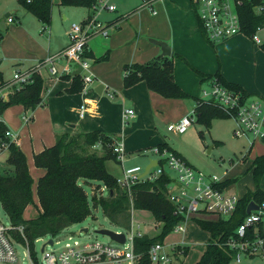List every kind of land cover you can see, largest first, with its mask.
Instances as JSON below:
<instances>
[{
	"label": "trees",
	"instance_id": "trees-1",
	"mask_svg": "<svg viewBox=\"0 0 264 264\" xmlns=\"http://www.w3.org/2000/svg\"><path fill=\"white\" fill-rule=\"evenodd\" d=\"M17 1L27 13L32 14L42 24L43 28L50 25L51 8L54 4L52 0ZM96 1L57 0V5L92 9ZM261 3H264V0H242L241 6L237 8L241 31L249 38L257 29L264 27V13L257 14L253 9L255 5ZM141 8L140 4L122 18ZM120 20L121 18L117 17L111 23ZM261 48L264 50V43L261 44ZM85 56L93 58L90 53L85 52ZM172 57H155L143 64L123 65V87L127 89L144 82L148 90L164 98L191 97L195 100V120L206 128L211 126L214 119H229L228 114L219 107L199 97H193L181 89L173 78ZM107 58L108 52L93 58V63L105 61ZM61 78L71 81L67 89L68 94H78L82 91V81L77 73ZM206 78H214L229 90L239 92L242 97L248 98V94L241 86L226 81L218 71L213 75H207ZM7 83L3 80L0 71V88ZM43 83L44 77L39 73H33L29 82L13 86L7 99L0 97V116L7 108L14 105H21L26 111H33L40 106ZM8 132L7 125L0 120V150H7L6 164L10 167L6 172L0 171V206L10 222L8 236L21 246L27 244L35 262H37L36 240L47 236L54 238L69 226L81 223L91 215L92 207H99L103 215L123 231L131 227V210L148 212L157 224H161L159 234L152 238L142 234L133 237L134 264H151L148 255L151 246L156 243L163 244L165 237L171 230L173 231V227L182 221V217L175 213V206L167 199V174L163 173L153 181H140L133 185L129 192L117 186L116 178L106 166L108 161L117 162V155L113 152L114 139L99 130L58 134L54 145L44 148L33 156L34 166L44 169V174L36 182L35 190L39 204L37 215L31 219H24V210L28 205L33 204V180L28 171L25 155L16 142L7 135ZM2 144L5 145L4 148ZM157 147L160 150L163 148L171 150L166 143L157 144ZM250 169L256 183L255 189L247 190L239 198L236 210L229 219H193L203 231L208 233L205 249L195 264H230L238 251L230 248L229 242L252 241L255 234L264 237L262 224L250 227L241 240L236 235L238 226L247 215V205L254 202L258 206H264V191L258 186L259 179L264 174V154L254 158ZM81 180L84 184L95 183L97 189L105 188L108 195L100 194L99 197L93 195L88 199L80 183ZM232 181L226 180L220 187H227ZM18 227H22V233L17 230ZM175 249L173 255L176 259L179 254L185 257L188 252L186 246L180 248L177 245Z\"/></svg>",
	"mask_w": 264,
	"mask_h": 264
},
{
	"label": "rangeland",
	"instance_id": "rangeland-1",
	"mask_svg": "<svg viewBox=\"0 0 264 264\" xmlns=\"http://www.w3.org/2000/svg\"><path fill=\"white\" fill-rule=\"evenodd\" d=\"M161 1L163 0H160L159 2ZM165 2H168L167 4H171L172 2H174L173 4L183 3L186 5L185 8L189 10L188 0H165ZM140 3L141 0H111V4L116 5L118 10L108 11L106 9L99 8L98 20L103 24H107L106 21H108L110 17L122 14L124 11H131L134 7L139 6ZM15 6L17 10L19 8L17 2L13 3V1H11V7ZM13 9L15 8H11L8 12ZM60 10L61 12L58 11L57 7L54 8L53 19H51L52 21L50 26H48L45 31H42L43 26L41 27L40 22L32 15H26L24 18L19 19V14H21L19 11L16 17H12L14 18V24L21 25L23 27L16 33V56L18 55L19 57H23V54L27 55L31 53L35 47L34 43H44L45 37L48 35L50 28L52 30L51 33L55 35V38L53 37L54 41L56 40V42L60 44L66 41V36L63 30L64 21H62V15L66 14L68 16V21H72L74 23H79V20L77 15L69 12L67 13L66 7L63 6ZM6 13L7 11L0 13V33L2 35L5 34L6 29L5 24L7 18L4 16ZM189 15L191 16V13H189ZM18 21H20V24ZM256 35L263 43L264 27L259 29L256 32ZM140 39L147 40L148 38L141 36ZM200 39L208 50L201 52L207 55V64L211 66V68L212 64L215 66L212 68L213 71L216 69L219 70L221 62L228 75L231 77H240L250 89L255 88L254 75L264 77V50L261 48V45H256L248 36L239 34L231 40L229 39L231 45L228 44L224 49H222L221 55L219 54V51L221 50L220 45H222V43H213V45H210L205 41V39H203V37L200 36ZM94 40L106 41L102 38H94ZM177 42L178 40L176 39L175 45H177ZM10 43H12L11 39L7 41V44ZM179 43L182 48L186 47L183 42ZM99 45H101V42H99ZM187 49L188 48L186 47V50ZM94 50L98 51L96 47H94ZM12 53L13 52L8 51V54ZM185 53L188 55L189 59H193V52L189 50ZM1 57L3 58L1 62L3 75L7 79H12L15 71L12 67L11 61L7 55H1ZM23 63L25 68L29 65V62L26 60H23ZM93 64L94 67L98 63ZM172 68L175 81H179V85H181L190 94L200 96L202 89L209 88L207 83L200 84L197 72L181 58H172ZM21 69L23 70L24 68ZM97 78L93 79L92 83L87 85L90 88L88 90V94L91 93L94 98L99 100V114L101 111L105 116L103 118L102 116L98 118V115H95L91 118L95 119V121H106L105 126L107 131L113 129L114 133L119 137L120 132L118 131L120 130V124L119 122L117 123L118 128L116 130V120L120 117L121 112L126 109H131L134 113V117L131 118L123 128V133L125 135L124 150L125 152L127 151L123 168L127 169L134 166H140L141 168L146 167L150 160L156 158V155L150 151V149L153 148V145L158 142H165L168 143L174 151L178 152L181 156H184L185 160L204 176L209 177L215 175L222 181L233 180L231 184L225 188V191L231 190L230 194H234L240 198L242 193L247 190L254 191L256 183L249 168L253 163V159L260 153L264 152V138L256 141L255 145L250 148L248 140L235 137L233 135L232 130L235 127V124L230 118L214 119L209 128L204 127L202 124H198L196 120H194L193 124L185 133L175 134L169 131L167 127L169 124L173 123L175 119L179 118L183 112H187L188 114L194 109L195 101L193 98H164L158 95L159 97L150 99L146 95V92H149L150 90H148L147 87H145L146 85L143 84L145 91L136 90L134 93L127 96L123 102H121L120 98H117L116 96L111 98L109 96V93H115L114 90L110 88V84L114 85V83H116L112 80H109V82L104 84L105 89L102 95L98 96L95 93L94 88L96 85L102 84V82H100ZM106 88L109 89L108 93ZM88 94L86 97H88ZM73 113L75 114L73 120L74 122H77L78 119L74 109ZM87 119L88 118L85 120H79L78 125L81 126L87 121ZM199 131H202V133L200 134ZM5 158H7V150L1 149L0 161L2 160L6 163ZM106 166L111 174L116 176L120 175L121 168L116 166L113 161H108ZM80 183L82 184L88 199H90L93 195L99 197L102 193L103 196L108 195L105 188L101 187L97 189L95 187V183L84 184L82 180ZM258 186L264 190V174L259 179ZM130 215L132 231L134 233L137 232L139 235H147L149 238L159 234L161 224H157L148 212L144 213L143 211L131 210ZM0 224L6 228H9L10 226V222L1 206ZM176 225H182L185 228L184 237L182 238L181 234H175L171 230V232L165 237L163 243L168 245L169 248L174 245V251L176 250L175 246L177 248V245L180 246V248L187 246L188 252L185 257L179 254L178 259H176L174 256L175 259L173 264H195L205 249V245L208 240V233L203 231L192 219L180 221ZM83 228H88V233L78 234V232H80ZM100 229H107L114 232L122 231L120 228L114 226L108 218L103 215L99 207H92L90 216L86 217L81 223L69 226L53 238V241L58 242V244H55L52 247L46 246L45 243L51 239V237H44L35 243V252L37 256L40 257L41 249L44 245L46 246V250L53 249L58 251L61 247H63L65 242H73L74 240L97 241L103 244L111 245L115 244V242L111 241L107 236L95 234L93 232L94 230ZM69 237L71 239H68ZM13 242L17 254V261L14 263L0 262V264H29L25 255V248L19 244L17 245L15 241ZM182 257L183 260L181 263ZM239 258V262H237L236 258H234L230 264H264V252L250 255L241 252L239 253Z\"/></svg>",
	"mask_w": 264,
	"mask_h": 264
},
{
	"label": "built area",
	"instance_id": "built-area-1",
	"mask_svg": "<svg viewBox=\"0 0 264 264\" xmlns=\"http://www.w3.org/2000/svg\"><path fill=\"white\" fill-rule=\"evenodd\" d=\"M30 0H27L29 2ZM159 0H141V7L154 13L153 5ZM195 6L197 17L207 40L217 43L227 40L242 33L237 8L241 6L242 0H191ZM115 11L116 7L109 3V0H97L92 7L93 14L80 23H73L67 32L68 45L57 54L47 56L38 61L32 68L25 71H15L11 82L0 88V97L7 99L13 86L25 84L30 81L33 73L61 78L72 76L77 73L82 81L83 88L92 83L90 59L85 56L86 47L90 39L101 36L108 37L109 30L115 23L103 24L98 20V9ZM257 14L264 13V3L254 6ZM8 21H11L9 18ZM259 29H257L258 31ZM256 31V32H257ZM256 32L251 39L255 44H261ZM113 98V94L109 93ZM201 99L212 103L222 109L229 118L233 120L235 127L232 132L235 137L248 140L249 147H253L256 141L264 137L262 117L264 115V104L258 99L244 98L239 92L229 90L217 80H213L208 89H203ZM85 113L84 106H80L79 115ZM134 113L126 109L122 113V122L126 124ZM196 119L195 110L183 115L177 122L168 125V130L175 134H183ZM28 121V118L24 119ZM11 140L10 132L7 133ZM14 141V140H13ZM3 148L4 144L1 145ZM150 151L156 155L153 159L156 162L144 176L145 168L134 166L123 168L126 153L121 140L113 143V152L117 155V163L121 173L116 178V184L120 189L129 192L130 188L140 181H153L163 173L167 174L166 184L167 199L175 206V213L182 217V221L197 218H223L229 219L236 210L239 198L225 191L220 187L223 181L217 176L206 177L192 168L183 158L166 148L159 149L154 146ZM150 163V161H149ZM166 167V168H165ZM106 190V189H105ZM206 218V219H207ZM256 224L264 226V206H258L256 211L246 215L236 230L237 237L244 238L250 227ZM8 228L0 224V262L14 263L17 261V254L14 242L7 234ZM17 230L22 233V227ZM182 225H176L175 233H184ZM120 233V232H118ZM125 236L123 244H103L97 241L65 242L58 251L46 250V246H54L58 242L52 241V245H46L37 258V262L31 257L27 244L25 255L29 264H134L133 237L139 235L129 230L121 231ZM264 235V231H263ZM68 239H71L70 237ZM37 241V240H36ZM264 237L255 234L252 241H231L230 248L237 249L236 261L239 262V253L255 254L264 252ZM18 245V244H17ZM174 246V245H173ZM165 247L163 244L151 246L148 255L151 264H173L174 247Z\"/></svg>",
	"mask_w": 264,
	"mask_h": 264
},
{
	"label": "crops",
	"instance_id": "crops-1",
	"mask_svg": "<svg viewBox=\"0 0 264 264\" xmlns=\"http://www.w3.org/2000/svg\"><path fill=\"white\" fill-rule=\"evenodd\" d=\"M11 1H13V3L17 2L19 6L17 10H16V6L11 7ZM52 1L54 4L51 8V19H53V15H54L53 10L55 7L58 8L59 12H61L60 8H63V6L57 5V0H52ZM159 1L155 2L153 5L154 13L145 8H141L129 14L126 18H122V16H124L125 14L131 12L132 10L138 7L136 6L133 9H131V11H124L122 14L114 15L113 17H110L109 20L106 21L107 24L113 22L115 19H117V17H120L121 20L119 22H116L114 26L109 30L108 37L106 38L101 36L94 37V38H102L106 41L94 40V38L89 40L86 47V53L92 54L93 58L100 57L104 53L108 52L107 60L99 62L94 67H93L94 59L88 57L90 59L91 73L93 79H96L98 76L97 79L100 82H102V84H99L102 86L100 93L96 91L99 85H96L94 88V91L98 96L102 95L105 89L104 84L109 82V80L116 82L114 83V85L110 84L111 85L110 88H112L115 92L113 95L116 96L117 98H120L121 102H123L127 96L131 95L136 90L145 91L144 82H139L137 85L129 89L123 88L122 67L125 64H133V63L143 64L155 57H159L161 53L160 47L149 42V39H154L165 42L170 47V56H173L172 58L174 57L181 58L186 63H188L190 67L197 72V76L200 84L207 83V85H209L208 87H210L214 78H206V76L213 75L215 72L218 71L226 81L241 86L242 89L248 94L249 98L258 99L264 104V81H263L264 77L254 75L255 88L250 89L240 77L238 76L231 77L230 75H228V73H226V71L224 70L221 62H220L219 70L216 69L215 71H213L212 69L215 67L213 66V64H212V68L207 64V55L203 54L201 51H208V50L206 49L205 44L200 39V36L203 37V39H205V41L210 45H213V43L209 42L205 37V34L201 29V25L197 17L195 6L192 4L191 0H188L189 10L185 8L186 5H184L183 3L173 4L174 2H172L171 4H167L168 2H165V0L161 2ZM109 3L111 4V0H109ZM114 6L116 7L115 11H117L118 10L117 6L116 5ZM11 8H15V9L8 12V10H10ZM66 9H67V13L69 12L71 14L77 15L79 23L83 22L93 14L92 9H87V8L66 7ZM5 11H7V13L4 14V16L7 18L5 24L6 29H5V34L2 35V40L0 41V71L2 73V77L5 82H9L12 79H7L3 75V71L1 70L2 69L1 62L3 58L1 57V55L2 56L7 55V57L12 63V67L14 68V71H18V70L21 71L22 70L21 68H24L22 71H25L26 69L32 68L38 61L42 60L43 58L57 54L68 45L69 40H68L67 32L70 29V25L73 24L74 22L68 21V16L65 14L62 15V21H64L63 30L66 36L65 42L60 44L57 43L56 40L54 41L53 37L55 38V35L51 33L52 30L50 28V31H48V35L45 37L44 43H39V44L34 43L35 47L33 51H31V53L27 55L23 54V57H19L18 55L16 56V33L20 31L23 27L21 25L14 24V18L12 17H16L19 11L21 12V14H19V19L24 18L26 15H32V14L27 13L23 9V7L18 3L17 0H0V13H4ZM189 13H191V16L189 15ZM9 18L11 19V21H8ZM18 22L20 24V21ZM128 24L131 25L129 26ZM47 28L42 27V31H45V29ZM141 36H145L148 39L142 40L140 39ZM236 36L237 35L229 39L231 40ZM9 39L12 40V43L7 44V41ZM176 39L178 40L177 45H175ZM229 39L217 42V43H222V45H220L221 48V50L219 51L220 55L222 53L221 52L222 49H224L228 44L231 45ZM99 42H101V45H99ZM179 42H183L188 49L186 50V47L182 48ZM261 44H256V45L260 46ZM94 47H96L98 51H95ZM189 50L193 52V59H189L188 55L185 53L186 51ZM8 51L13 53L8 54ZM23 60L29 62V65L26 68L23 63ZM41 75L44 77L43 89L41 92V98H42L41 105L36 107V109H34L33 111L30 110L26 111L21 105H14L7 108L0 116V120H2L7 125L10 135L12 136V139L16 142V144L20 147L21 151L25 155L28 171L33 180V185H32L33 204L28 205L24 210L23 213L24 219H31L36 217L39 209V204L35 189H36L37 180L44 174V169L36 168L34 166L33 156L41 152L44 148L54 145L56 135L61 133L73 134L78 132H90L94 130H99L105 134L112 136L114 142L116 140H121L123 147L125 148L124 146L125 135L123 133L124 132L123 128L125 124L122 122V113L124 110L121 112L120 117L116 120V124L118 122L120 124V130L118 131L120 132L119 133L120 136L118 137L114 133L113 129L107 131L105 126L106 121H95V119L91 118L94 117L95 115L96 116L98 115V118H100L101 116L103 118L105 115L102 114L101 111L99 114V109H100L98 106L99 100L94 98V96L91 93L88 94V90L90 89L89 86L85 87V89L78 94H68L67 89L70 86L71 83L70 80H63L62 78L52 77L48 75L47 72H43ZM173 78H174V74H173ZM176 83L178 85L180 84L179 81H177ZM179 86L187 94L193 97L201 98V95L200 96L192 95L188 91H186L181 85ZM106 91L108 93L109 89L106 88ZM87 94L88 97H86ZM146 95L150 99L151 98L155 99V97H159L158 94L152 91L146 92ZM80 106H84L85 108V113L82 117H80L79 115ZM73 109L74 112H76V116L78 119L77 122H74L73 120V118L75 117V114L73 113ZM185 114H187V112H183L179 118L174 120V122L178 121ZM25 118H28V121H25L24 120ZM86 118L88 119L86 122H84V124H82L81 126L78 125L79 120H85ZM262 126L264 128V115L262 117ZM117 128H118V124L116 125V130ZM199 132L202 133V131ZM160 143H165V142L155 143L153 147L157 146V144ZM166 144L169 149H171L173 152H175L177 155H179L181 158L185 160L184 156H181L178 152L174 151L169 146L168 143ZM263 154L264 152L260 153L257 156ZM114 164L119 167L117 162L116 163L114 162ZM9 168L10 167L5 163V161L2 160L0 161V171L6 172L7 170H9ZM249 170L251 169L249 168ZM113 176L118 177L116 175ZM225 181L226 180H224L223 182ZM230 191L227 192L230 193ZM244 193H242V195ZM143 212L145 213V211ZM184 233L181 234L182 238L184 237L183 236ZM175 234H180V233H175ZM39 240L41 239H38L37 241ZM163 245L165 247L168 246L164 243ZM124 264H130V263L126 262Z\"/></svg>",
	"mask_w": 264,
	"mask_h": 264
},
{
	"label": "water",
	"instance_id": "water-1",
	"mask_svg": "<svg viewBox=\"0 0 264 264\" xmlns=\"http://www.w3.org/2000/svg\"><path fill=\"white\" fill-rule=\"evenodd\" d=\"M149 42L159 46L161 53L159 55L160 58H164V57H170V47L162 41H158V40H154V39H149ZM102 89V86L99 85L97 88V92L100 93V90ZM156 165V162L154 160H151L150 163L146 166L145 168V172L141 175L144 176L147 171L151 168L154 167ZM111 195V192H110ZM258 209V205L255 204L254 202H250L247 207H246V214H250L251 211H256ZM95 234H99V235H103V236H107L111 241L115 242V243H119V244H123L125 242V236L123 233H117L111 230H107V229H100V230H94L93 231ZM79 233H83V234H87L88 233V228H83L80 230ZM53 241L52 239H49L45 245H52ZM45 245L42 247L41 252L43 251ZM263 248H264V244H263Z\"/></svg>",
	"mask_w": 264,
	"mask_h": 264
}]
</instances>
